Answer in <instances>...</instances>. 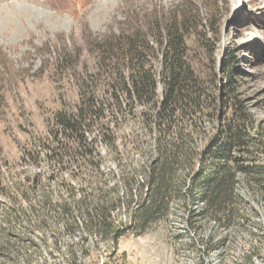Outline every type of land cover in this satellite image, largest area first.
<instances>
[{
	"label": "rangeland",
	"instance_id": "374dc122",
	"mask_svg": "<svg viewBox=\"0 0 264 264\" xmlns=\"http://www.w3.org/2000/svg\"><path fill=\"white\" fill-rule=\"evenodd\" d=\"M176 13L209 99L166 135L153 125L162 85L152 105L127 99L119 49L134 35L155 72ZM239 102L264 127V0H0V264H109L119 246L117 264H264V190L240 182L230 225L177 192ZM59 112L82 119L84 141ZM179 142L189 159L170 164ZM150 174L170 186L160 208Z\"/></svg>",
	"mask_w": 264,
	"mask_h": 264
},
{
	"label": "trees",
	"instance_id": "16d2710c",
	"mask_svg": "<svg viewBox=\"0 0 264 264\" xmlns=\"http://www.w3.org/2000/svg\"><path fill=\"white\" fill-rule=\"evenodd\" d=\"M189 23L187 13H176L159 26L158 68L155 72L143 63L142 48L137 45L138 40L134 35L127 36L120 44L119 53L127 63L128 74L123 85L127 99H133L140 105H152L157 83L162 85V97L153 113V125L166 135L182 127L181 122L180 126H176L178 117L200 113L206 104L204 102L209 99L205 93L209 87L204 85L196 63L191 62L188 54ZM117 38H112L111 42ZM88 108L87 117L96 115L92 101L88 102ZM55 121L64 131L75 135L80 142L84 141V123L81 118L59 112L55 115ZM182 135L179 134L181 139ZM183 150V142H179L174 152L183 154L178 157V161L177 158L172 159L170 164H183L189 159V154ZM255 153L264 154V127L239 102L229 116L217 122L214 134L201 150L197 167L187 174L177 192L183 193L188 199L203 201V213L222 225H230L233 211L236 210L234 202L239 196L237 186L240 182L246 180L264 190V164L258 161ZM167 169L170 170V167ZM148 183L151 186L150 190L146 187L150 192L148 202L156 201L160 208L170 186L162 177L152 174L148 177ZM183 185L186 187L181 192L180 187ZM139 217L140 226L149 218L142 212ZM110 228L112 239L116 240L120 229L117 226Z\"/></svg>",
	"mask_w": 264,
	"mask_h": 264
},
{
	"label": "built area",
	"instance_id": "2783aa9c",
	"mask_svg": "<svg viewBox=\"0 0 264 264\" xmlns=\"http://www.w3.org/2000/svg\"><path fill=\"white\" fill-rule=\"evenodd\" d=\"M189 232H190V230H189ZM120 236H122V235L120 234ZM131 237L133 238V234H131ZM139 238H140V236H136L134 239H139ZM110 250L111 249L107 250V252H110ZM123 254L126 255V258H129V255L130 254H129L128 248L127 249L125 248V250H123L121 248V246H119V256H118V258H114V262H109V264H117V263H120L121 262L120 257L123 256ZM173 256H174V253L172 252V257Z\"/></svg>",
	"mask_w": 264,
	"mask_h": 264
}]
</instances>
